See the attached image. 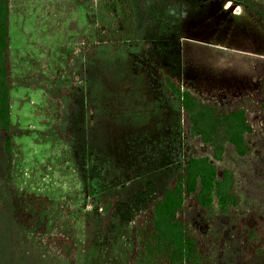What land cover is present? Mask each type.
<instances>
[{
    "label": "rangeland",
    "instance_id": "rangeland-1",
    "mask_svg": "<svg viewBox=\"0 0 264 264\" xmlns=\"http://www.w3.org/2000/svg\"><path fill=\"white\" fill-rule=\"evenodd\" d=\"M201 1L209 13L185 25L178 0H130L136 39L118 47L127 40L115 0H9L12 148L8 182L6 136L0 133V264H67L45 253L32 230L16 223L15 204L37 217V228L59 219L21 202L24 194L83 212L114 198L109 225L102 228L95 220L92 244L73 264H127L132 219L163 194L189 157L210 154L189 137L186 115L161 85L159 68L202 99L221 100L224 109L243 97L252 100L251 156L237 157L227 146L216 166L237 175L238 213L264 215V99L254 98L257 91L241 97L230 91L240 74L255 72L251 60L234 56L247 55L239 50L250 58L257 50L264 53V22L243 6L216 21L210 10L223 0ZM190 69L199 71L194 90ZM183 215L205 233L196 211ZM216 224L228 246L222 261L231 263L234 227L219 217ZM75 227L82 231L81 223Z\"/></svg>",
    "mask_w": 264,
    "mask_h": 264
},
{
    "label": "trees",
    "instance_id": "trees-1",
    "mask_svg": "<svg viewBox=\"0 0 264 264\" xmlns=\"http://www.w3.org/2000/svg\"><path fill=\"white\" fill-rule=\"evenodd\" d=\"M229 1L251 9L264 22L262 3L256 0ZM115 2L127 40L118 47H127L136 37L130 0ZM9 17V0H0V133L6 136L4 150L8 160V182L12 148ZM134 43H138L137 40ZM157 74L168 96L185 113L189 137L198 138L208 146L210 154L189 157L169 181L163 194L132 219L130 234L133 245L126 254V263L226 264L222 257L228 246L223 228L216 224L219 217L234 227L229 242L235 254L232 262L227 264H264V215L257 210L238 213L242 198L237 192L236 174L227 168L218 171L216 166L223 162L227 146L234 149L237 157L252 153L253 148L247 141V136L253 134V126L247 117L253 111L252 100L243 97L232 108L224 109L218 102L204 100L182 86L177 78L163 69L159 68ZM254 98L264 99V78L259 82ZM260 109L264 117V103L260 104ZM262 130L264 134V121ZM23 196L25 199L21 202L26 201L36 211L58 213L59 219L54 224L45 223L37 228V217L23 212L15 204L12 215L16 223L32 230L36 245L45 253L67 264H73L80 251L84 253L90 248L96 231L95 220L102 228L108 226L115 206L114 198L104 197L94 211L83 212L63 204L57 205L46 197ZM189 210L196 211L205 221L204 234L196 231L184 217L183 212ZM77 222L82 224V231L75 227ZM81 233L84 239L78 244Z\"/></svg>",
    "mask_w": 264,
    "mask_h": 264
},
{
    "label": "crops",
    "instance_id": "crops-1",
    "mask_svg": "<svg viewBox=\"0 0 264 264\" xmlns=\"http://www.w3.org/2000/svg\"><path fill=\"white\" fill-rule=\"evenodd\" d=\"M205 1L207 2V0H205ZM231 2L232 1H229V0H223V3L217 2V4L213 6L214 9L211 8L210 13L213 14L216 21H219L222 17L223 18L227 17V15H229L230 13L236 14L237 9L240 6H242L240 4L238 5L235 2H234V4ZM207 5L209 6L208 3H207ZM178 7H179L178 14L180 17V22L183 24L190 22V19L193 16L201 14L199 17L202 18L205 14L207 15L209 13L206 10V4L201 0H178ZM243 7H245V6H243ZM245 8H247V7H245ZM233 9H236V10L234 12H231ZM247 9L249 11H251V13H253V15H255V17L257 16L251 9H249V8H247ZM199 21H201V19ZM224 47H226V46H224ZM233 50L235 51V49H233ZM239 51L243 52L244 54H247V55H245L246 57L242 54V55H240V57L234 56V60L238 59V61H239L240 58L246 59V60H251L253 63V67H254L252 72L255 71L254 73H252V76L250 75V76L246 77V75L240 74L239 75L240 78L238 80H236L238 85L236 86V88H233L232 90H230L231 93L240 92V95L239 94L238 95L241 97V96L247 95L251 92L258 90L259 82L264 77V72H261V70L264 69V53L262 51L257 50V51L252 53L253 58L252 57L250 58V56H248L249 53H247L246 51H242V50H239ZM235 55H237V54H235ZM239 68H241V67L235 68L234 71L237 72ZM197 71L190 69V72L187 73L189 75V77L191 78L190 88L192 90H194L193 89L194 86L192 83H194V81L196 80V78L199 75V71L198 72ZM177 78H179V77L177 76ZM180 81L182 82V79H180ZM233 99L235 100L236 98H231L230 100L232 101ZM207 100L217 101V102L221 101V100H218L217 98H211V99H207ZM179 111H181V110L179 109ZM226 150H227V147H226ZM236 184H237V175H236Z\"/></svg>",
    "mask_w": 264,
    "mask_h": 264
}]
</instances>
